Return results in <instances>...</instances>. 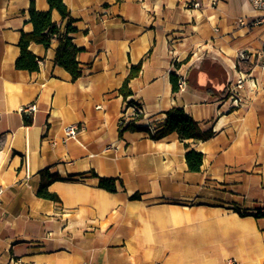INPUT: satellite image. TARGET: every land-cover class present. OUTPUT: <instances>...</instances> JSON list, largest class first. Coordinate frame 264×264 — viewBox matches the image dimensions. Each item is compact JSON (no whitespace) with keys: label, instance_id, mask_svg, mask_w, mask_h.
<instances>
[{"label":"crops","instance_id":"1","mask_svg":"<svg viewBox=\"0 0 264 264\" xmlns=\"http://www.w3.org/2000/svg\"><path fill=\"white\" fill-rule=\"evenodd\" d=\"M31 2L49 8L46 0H0V264H264V217L254 216L264 209V69L256 56L264 24H253L248 1L62 0L82 49L76 81L54 62L56 40L30 45L37 72L15 69L20 34L32 31ZM51 19L65 28L56 11ZM239 50L253 54L249 62H237ZM137 64L123 98L118 89ZM173 66L186 77L176 92ZM237 69L252 78L233 108L222 92ZM127 101L141 104L140 124L151 129L180 107L211 130L208 140L188 141L203 155L200 171H188L175 133L119 136ZM31 103L35 112L23 113ZM70 124L79 130L64 140ZM43 169L70 178L47 188L59 201L37 197ZM92 173L114 179L115 190L100 188Z\"/></svg>","mask_w":264,"mask_h":264},{"label":"trees","instance_id":"2","mask_svg":"<svg viewBox=\"0 0 264 264\" xmlns=\"http://www.w3.org/2000/svg\"><path fill=\"white\" fill-rule=\"evenodd\" d=\"M49 6L46 11H37L33 6V2L30 3L28 9L29 22L32 25V31L29 33L21 32L18 41L19 54L15 60V69L27 71L28 73H34L39 70L38 59L30 52L29 47L31 44L42 45L44 48H48L53 40L58 41V46L55 51L54 62L57 66L63 68L67 71L72 81H76L81 76V69L76 60V56L82 51L81 48L76 47L71 40V34L76 31L73 27V19L70 17L69 12L62 0H46ZM52 11H56L62 19L66 20V25L63 30H61L56 23L51 19ZM140 71V64L132 66L126 76L123 84L118 89L120 95L126 98L131 94V90L128 87V83L131 79L136 77ZM170 82L172 85V90L174 92L178 91L177 87V77L174 72L170 74ZM223 95L226 94L225 91L222 92ZM127 106H139L141 105L137 102L127 101L123 110V114L126 112ZM165 118L162 126L158 129L154 128L151 130L149 126H143L140 124L142 116H126L128 120L124 126L118 128L119 136H121L126 131L132 132H145L148 133L150 139L157 141L165 136L175 133L179 140L183 142L185 146V162L187 169L190 172H199L203 160L202 153L193 150L189 147L188 141L199 140L205 141L213 136L211 130L202 131L198 124L189 117L185 111L180 107H173L164 112ZM120 119V118H119ZM123 119V118H121ZM23 123L25 126H30L32 124V119L24 115ZM40 183L36 191V195L39 198L47 199L51 201H59L56 194L51 193L47 190L48 186L55 181H65L70 178H62L57 174L50 173L48 169H43L39 172ZM93 177L98 179V186L107 191L115 190V180L110 178L97 177L92 173ZM138 194H133L130 199H139ZM235 211L239 212L237 208ZM240 213V212H239ZM241 215H244L240 213ZM255 217H264V212L261 210L254 214Z\"/></svg>","mask_w":264,"mask_h":264},{"label":"built area","instance_id":"3","mask_svg":"<svg viewBox=\"0 0 264 264\" xmlns=\"http://www.w3.org/2000/svg\"><path fill=\"white\" fill-rule=\"evenodd\" d=\"M251 8L257 13V17L255 18L253 24H264V0H247ZM253 54L248 51L239 50L236 53V60L238 63H247L252 58ZM256 56L260 59L259 66L264 69V41L261 43V48ZM176 66H173V71L177 77V87L178 90H183L186 86V77L184 73L176 72ZM250 72H244L241 69L236 70V78L233 83H230L227 87L226 100L229 105L233 108H239L242 106V98L240 95V90L243 88L245 82L247 80H251ZM141 105V104H140ZM36 110V105L31 103L23 106L21 111L23 113H27L31 115ZM137 116L140 115L143 117V109L142 106H127L126 112L122 114L121 118L118 120V128L124 126L128 118L127 115ZM79 130V126L75 124L65 125L63 127V136L64 140L74 139ZM152 130V129H151ZM111 148V146H107L104 151H107ZM3 188L0 186V204L2 201ZM261 212H264V209H261ZM18 262L15 260L11 261V264H17ZM82 264H91L90 262H83ZM231 264H235L231 262Z\"/></svg>","mask_w":264,"mask_h":264}]
</instances>
